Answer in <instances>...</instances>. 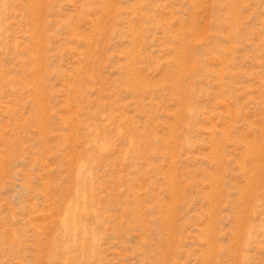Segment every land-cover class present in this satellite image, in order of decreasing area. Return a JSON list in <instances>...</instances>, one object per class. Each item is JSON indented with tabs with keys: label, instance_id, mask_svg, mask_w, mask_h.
<instances>
[{
	"label": "rangeland",
	"instance_id": "rangeland-1",
	"mask_svg": "<svg viewBox=\"0 0 264 264\" xmlns=\"http://www.w3.org/2000/svg\"><path fill=\"white\" fill-rule=\"evenodd\" d=\"M0 264H264V0H0Z\"/></svg>",
	"mask_w": 264,
	"mask_h": 264
}]
</instances>
